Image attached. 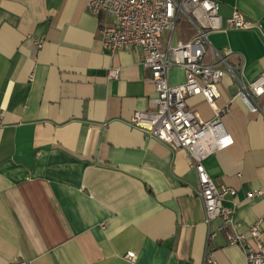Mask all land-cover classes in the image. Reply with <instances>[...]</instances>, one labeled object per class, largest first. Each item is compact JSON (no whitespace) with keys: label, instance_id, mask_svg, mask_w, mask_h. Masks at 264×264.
<instances>
[{"label":"crops","instance_id":"0c3cea01","mask_svg":"<svg viewBox=\"0 0 264 264\" xmlns=\"http://www.w3.org/2000/svg\"><path fill=\"white\" fill-rule=\"evenodd\" d=\"M216 1L223 19L236 9L255 24L209 32L202 58L217 50L234 73L218 82L215 102L233 143L204 160L216 184L235 189L223 202L235 207L234 226L221 229L220 218L204 222L184 150L129 124L155 92L140 50L102 48L98 29L111 15L90 14L84 0H0V264H205L211 231L217 264H244L228 238L264 216V196L247 197L264 189V95L250 112L236 93L264 73V0ZM180 18L164 44L193 36ZM183 80L171 67L168 81ZM186 102L214 118L201 95ZM261 229L264 243V217Z\"/></svg>","mask_w":264,"mask_h":264},{"label":"built area","instance_id":"2783aa9c","mask_svg":"<svg viewBox=\"0 0 264 264\" xmlns=\"http://www.w3.org/2000/svg\"><path fill=\"white\" fill-rule=\"evenodd\" d=\"M86 10L97 15L106 12L111 21L98 29L101 46L110 54L117 51L140 50L141 65L150 71L148 82L155 94L148 97L147 109L135 110L129 124L148 136L166 143L172 150H184L198 181V196L204 209V222L208 224L220 218L224 226H234L235 207L224 205L226 196L235 194V189L216 184L208 174L204 160L214 152L227 148L233 143L220 116L221 109L215 104L219 96L218 82L226 73H233L226 57L213 50L216 60L204 63L202 58L211 31L250 29L254 22L234 9L229 16L218 14L216 0H84ZM179 17L186 18L194 30L193 36L183 42L163 43V33H173ZM41 39L36 41L40 46ZM179 66L184 71V80L172 84L168 81L170 68ZM120 67L110 66L109 79H117ZM32 76H30V80ZM201 95L213 108L214 118L204 120L187 105L186 98ZM264 95V73L253 80L242 83L236 96L248 106L250 112L261 110L257 98ZM0 113V125H1ZM264 196V189L248 192L247 197ZM264 217V216H263ZM263 217H258L246 232L234 231L229 243L242 249L244 264H264V243L262 240ZM216 231L208 232L204 263L217 264L212 250L208 247ZM132 261L133 251L125 254ZM9 264H27L13 260Z\"/></svg>","mask_w":264,"mask_h":264},{"label":"trees","instance_id":"16d2710c","mask_svg":"<svg viewBox=\"0 0 264 264\" xmlns=\"http://www.w3.org/2000/svg\"><path fill=\"white\" fill-rule=\"evenodd\" d=\"M178 20H181V18L179 17V19Z\"/></svg>","mask_w":264,"mask_h":264}]
</instances>
